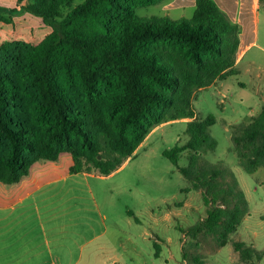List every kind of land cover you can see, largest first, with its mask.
I'll list each match as a JSON object with an SVG mask.
<instances>
[{
  "label": "trees",
  "instance_id": "16d2710c",
  "mask_svg": "<svg viewBox=\"0 0 264 264\" xmlns=\"http://www.w3.org/2000/svg\"><path fill=\"white\" fill-rule=\"evenodd\" d=\"M18 1H28L25 8L53 31L36 45L16 40L0 46V183H18L35 163L57 162L63 154L73 159L70 173L108 177L154 128L189 119L188 141L163 155L190 183L187 191H201L209 209L183 232L195 247L201 234L215 236L222 248L231 242L249 216V201L233 171L203 159L217 148L210 132L215 119L198 118L193 100L197 91L239 74L238 26L214 0H196L192 22L137 18V8L164 0ZM0 21L10 22L1 12ZM232 141L239 167L249 174L264 169V105L236 128ZM186 152L189 164L180 167ZM232 245L246 264L263 258L245 241Z\"/></svg>",
  "mask_w": 264,
  "mask_h": 264
},
{
  "label": "rangeland",
  "instance_id": "374dc122",
  "mask_svg": "<svg viewBox=\"0 0 264 264\" xmlns=\"http://www.w3.org/2000/svg\"><path fill=\"white\" fill-rule=\"evenodd\" d=\"M231 23L239 28L241 51L250 49L240 63L239 74L217 80L207 89L197 91L193 105L201 120L215 119L210 132L217 141L214 152L203 159L210 164L227 168L235 173L249 201V216H245L225 247H220L213 235L201 234L196 240L183 232L204 219L209 205L200 190L191 189L190 183L177 166L163 152L176 144L188 141L184 119L161 124L154 128L138 152L125 166L106 179L93 178L95 195L109 226L112 252L102 256L109 264L113 257H123L129 264H246L234 251L232 241H245L264 252V169L249 174L238 165L232 135L241 124H247L261 112L264 105V0L256 22L252 0H214ZM28 1L0 0V12L10 22L0 21V46L12 41L39 44L53 28L29 12ZM81 3L76 1L73 7ZM71 9H66V12ZM196 0H164L155 5L137 8L142 20L192 22ZM254 43V44H253ZM238 71V70H237ZM190 152L182 155L179 166L187 167ZM71 156L61 157V170L71 163ZM230 182V177H227ZM157 238L161 240L160 244ZM155 243L162 251L155 255ZM188 257L183 259V252ZM133 258L134 260H132ZM258 264H264V255Z\"/></svg>",
  "mask_w": 264,
  "mask_h": 264
},
{
  "label": "crops",
  "instance_id": "0c3cea01",
  "mask_svg": "<svg viewBox=\"0 0 264 264\" xmlns=\"http://www.w3.org/2000/svg\"><path fill=\"white\" fill-rule=\"evenodd\" d=\"M252 5L259 22L261 2L252 0ZM251 46L241 51L240 42L235 65L239 72ZM61 157L57 162L35 163L30 174L18 183H0V264L105 263L102 256L112 252L113 236L109 238V226L92 179L112 177L131 158L110 176L102 177L70 173L73 159L62 171ZM157 241L160 244L161 240ZM109 264L129 263L115 256ZM151 264L157 263L153 260Z\"/></svg>",
  "mask_w": 264,
  "mask_h": 264
}]
</instances>
